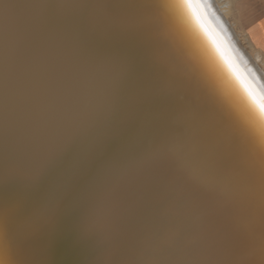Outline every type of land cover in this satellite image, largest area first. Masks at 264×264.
Listing matches in <instances>:
<instances>
[{
  "label": "water",
  "instance_id": "obj_1",
  "mask_svg": "<svg viewBox=\"0 0 264 264\" xmlns=\"http://www.w3.org/2000/svg\"><path fill=\"white\" fill-rule=\"evenodd\" d=\"M0 214L26 264H264V176L148 0H0Z\"/></svg>",
  "mask_w": 264,
  "mask_h": 264
},
{
  "label": "bare ground",
  "instance_id": "obj_2",
  "mask_svg": "<svg viewBox=\"0 0 264 264\" xmlns=\"http://www.w3.org/2000/svg\"><path fill=\"white\" fill-rule=\"evenodd\" d=\"M148 1L191 79L223 114L264 176V69L259 54L251 56L245 49L217 0ZM6 222L0 214V264H26L18 259ZM42 249L52 259L53 250ZM29 254L35 257L32 248Z\"/></svg>",
  "mask_w": 264,
  "mask_h": 264
},
{
  "label": "rangeland",
  "instance_id": "obj_3",
  "mask_svg": "<svg viewBox=\"0 0 264 264\" xmlns=\"http://www.w3.org/2000/svg\"><path fill=\"white\" fill-rule=\"evenodd\" d=\"M217 2L226 11L227 19L233 25L245 49L251 56L259 54L260 58L258 63L264 69V61L261 59L259 51L252 45L248 36L247 24L249 22L245 21L249 16L254 17L258 11L259 14L264 12V0H217Z\"/></svg>",
  "mask_w": 264,
  "mask_h": 264
},
{
  "label": "crops",
  "instance_id": "obj_4",
  "mask_svg": "<svg viewBox=\"0 0 264 264\" xmlns=\"http://www.w3.org/2000/svg\"><path fill=\"white\" fill-rule=\"evenodd\" d=\"M245 21L249 22L247 24L249 39L252 45L259 51L261 59L264 61V12L259 14L258 11L254 17L249 16Z\"/></svg>",
  "mask_w": 264,
  "mask_h": 264
}]
</instances>
